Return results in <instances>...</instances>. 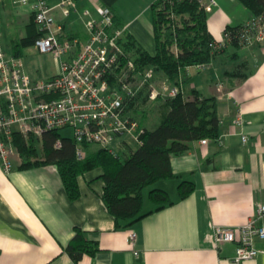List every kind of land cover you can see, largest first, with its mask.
I'll list each match as a JSON object with an SVG mask.
<instances>
[{
  "label": "crops",
  "instance_id": "0c3cea01",
  "mask_svg": "<svg viewBox=\"0 0 264 264\" xmlns=\"http://www.w3.org/2000/svg\"><path fill=\"white\" fill-rule=\"evenodd\" d=\"M155 1L77 0L76 9L66 17L59 0H48L62 26V40L87 41L84 12L98 19L97 8L102 5L151 55L156 54ZM200 1L217 3L208 19L209 32L217 42L224 40L229 26L238 27L253 18L239 0ZM0 9L3 23L19 30H26L34 17L29 8L11 0H5ZM186 80L183 90L188 99L193 91L217 99L220 137L203 139L207 144L196 141L187 154L173 158L175 177L153 187L168 192L173 205L130 228H118L102 200V169L79 178L81 195L73 200L56 164L22 170V159L17 157L7 172L0 160V264H76L66 249L77 229L100 247L95 257L85 255L78 264H236L237 244L218 246L214 231L217 226H245L264 203V47L226 46L206 70ZM184 181L195 184V191L181 199L179 186ZM154 209L145 194L144 213ZM259 225L264 227V219ZM131 231L138 234L139 256L130 246ZM255 247L261 253L240 264H264V239L256 238Z\"/></svg>",
  "mask_w": 264,
  "mask_h": 264
},
{
  "label": "trees",
  "instance_id": "16d2710c",
  "mask_svg": "<svg viewBox=\"0 0 264 264\" xmlns=\"http://www.w3.org/2000/svg\"><path fill=\"white\" fill-rule=\"evenodd\" d=\"M253 18L264 12V0H239ZM156 54L151 55L137 41L126 33L119 39L123 51L121 72L129 62L136 67V75L153 69L156 78L171 86L186 84L185 69L189 66L211 65L215 57L226 46H242L239 33L242 27L229 26L225 35V47L216 48V42L208 28L209 12L200 0H156L152 6ZM252 18V19H253ZM251 19V20H252ZM115 27L123 29L114 15ZM40 36L34 21L26 26V36L15 45V55L21 57L22 49L35 46ZM114 76V75H113ZM112 76V86L115 78ZM191 99L184 94L176 98L151 102L149 88L128 101L127 112L144 127L142 146L123 149L118 155L99 147L95 151L85 146L87 155L83 160L77 157V144L70 137H63L60 131L45 133L42 138L28 139L14 132L22 170L42 164H56L71 199L81 195L79 178L87 172L102 169L105 183L102 200L118 228H130L154 211L173 205L165 190L153 188L158 182L173 179L172 160L187 154L192 144L203 139L217 140L220 137V119L215 97L205 98L198 91L191 93ZM153 115L162 116L160 125L150 130L146 123ZM62 141L58 149L57 142ZM151 189L149 199L155 206L153 211L144 213V195ZM195 191V184L184 181L179 186L181 199ZM100 247L89 241L83 230L76 234L66 252L78 264L85 255L95 257Z\"/></svg>",
  "mask_w": 264,
  "mask_h": 264
},
{
  "label": "built area",
  "instance_id": "2783aa9c",
  "mask_svg": "<svg viewBox=\"0 0 264 264\" xmlns=\"http://www.w3.org/2000/svg\"><path fill=\"white\" fill-rule=\"evenodd\" d=\"M4 1L0 0V6ZM11 2L31 10L40 33L35 47L41 54L58 59L60 70L54 77L33 80L24 71L21 57L5 51L0 33V160L7 172L11 171L15 158L20 157L14 145L15 131L28 139L42 138L47 132L71 130L70 138L77 144L79 160L86 157L87 145H98L118 155L125 148H138L143 144L144 127L127 112L129 100L136 98L146 87L151 102L184 94L183 86L157 81L153 69L136 75L133 62H129L120 74L116 73L123 55L119 39L125 29L115 27L114 13L108 7L98 5V19L90 11L84 12L88 18L87 41L79 38L62 40V26L48 0ZM76 3L77 0H59L58 6L67 17L76 9ZM202 5L210 12L217 3L212 1ZM226 40L227 35L212 46L224 48ZM239 40L244 47H264V12L242 27ZM209 66H189L185 74L199 73ZM112 76L116 81L114 86ZM243 141L247 142L248 138L244 136ZM202 142L208 143L207 140ZM56 146L62 148V141L59 140ZM262 219L264 203L245 226H217L214 231L216 244H237L236 264L256 258L261 252L255 247V239H264V227L259 225ZM129 240L135 255L139 256L138 234L131 231Z\"/></svg>",
  "mask_w": 264,
  "mask_h": 264
},
{
  "label": "rangeland",
  "instance_id": "374dc122",
  "mask_svg": "<svg viewBox=\"0 0 264 264\" xmlns=\"http://www.w3.org/2000/svg\"><path fill=\"white\" fill-rule=\"evenodd\" d=\"M245 8V7H243ZM246 10V9H245ZM25 28L19 30L17 26L7 27L0 17V33L2 34V45L5 51L9 54L16 53L15 43L25 36ZM21 59L24 62V68L26 72L33 76L35 79H47L58 73L60 70V61L50 54H41L35 46L22 49ZM157 81H162L157 78ZM162 121V116L153 115L150 117L146 126L150 130L156 129ZM63 137H70L72 135L71 130H62ZM98 145H91L90 150L95 151L99 148ZM19 158V157H18ZM151 189H147L145 192L148 196ZM148 200V197L146 198Z\"/></svg>",
  "mask_w": 264,
  "mask_h": 264
}]
</instances>
